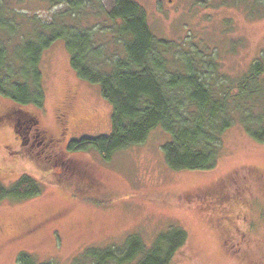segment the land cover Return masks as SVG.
<instances>
[{"label": "rangeland", "instance_id": "obj_1", "mask_svg": "<svg viewBox=\"0 0 264 264\" xmlns=\"http://www.w3.org/2000/svg\"><path fill=\"white\" fill-rule=\"evenodd\" d=\"M101 1L106 10L113 3ZM136 1L144 7L156 37L185 45L197 42L200 50L206 45L231 82L264 49V15L249 17L240 6L227 7L226 0ZM61 8L37 12L47 19ZM40 69L43 105H29L19 112L24 114L23 122L35 117L40 135L54 145H50L52 152L62 153L72 138L110 132L111 105L98 84L80 78L70 67L62 40L43 52ZM72 91L76 94L68 127L60 134V106ZM13 107L0 96V108ZM15 114L0 120V181L10 186L28 174L41 191L32 197L0 200V226L4 227L0 264H20L21 252L38 261L71 264L80 261L79 253L89 246L119 245L134 233L149 245L171 226L182 227L187 239L169 264H264V142L248 135L239 120L222 135L220 154L211 169H171L162 150L170 134L160 126L141 144L121 149L110 159L94 148L70 154L88 164L97 182L99 201H92L62 187L54 180V171L45 173L30 158L28 152L36 153L37 148L20 146L13 124L21 134L25 124H17L20 118ZM215 194H222V200ZM229 220L238 229L237 242L227 241L232 243L230 250L221 236Z\"/></svg>", "mask_w": 264, "mask_h": 264}, {"label": "trees", "instance_id": "obj_2", "mask_svg": "<svg viewBox=\"0 0 264 264\" xmlns=\"http://www.w3.org/2000/svg\"><path fill=\"white\" fill-rule=\"evenodd\" d=\"M58 6L62 8L47 19L37 12ZM226 6H240L249 17L264 15V0H226ZM57 40L64 42L70 67L80 78L98 84L111 105L109 133L72 138L62 153L52 152L54 145L40 135L35 117L31 121L28 117L37 134V150L28 152L30 158L45 173L54 171V180L78 197L99 201L97 182L88 164L70 154L94 148L110 159L115 152L144 142L158 126L170 134L162 150L174 170L213 168L222 135L236 120L254 140L264 142V49L231 82L206 45L200 50L197 42L185 45L156 37L136 0H113L108 10L101 0H0V96L11 101L22 119L23 108L43 105L40 61ZM259 107L263 111H257ZM13 126L24 141L25 134ZM40 191V184L28 174L10 186L0 181V200L32 197ZM215 198L223 197L215 194ZM230 227L225 224L222 238ZM186 239L179 226L157 234L149 245L139 234H129L119 245L89 246L79 253L81 260L71 264H169ZM231 245L227 242L226 249ZM18 262L60 264L38 261L25 252Z\"/></svg>", "mask_w": 264, "mask_h": 264}, {"label": "flooded vegetation", "instance_id": "obj_3", "mask_svg": "<svg viewBox=\"0 0 264 264\" xmlns=\"http://www.w3.org/2000/svg\"><path fill=\"white\" fill-rule=\"evenodd\" d=\"M75 94H76L75 91L69 92L66 95V97L64 98V100L62 101V105L60 106V110H61V112H60V116H61L60 124L62 125V131L60 134H64L66 128L68 127V122H69V117H70V109L72 106V102L75 98ZM15 113H17V112L14 109L0 108V120H2L4 118L13 117ZM18 116L19 117L16 116V118H20V119H17L18 124H19L23 121H22V116L21 117H20V115H18ZM28 123H29V121H27V120L23 122V124H25V128L23 129L24 130L23 134H25V136H24L25 140L21 141L22 137L20 138L19 136H17V139L19 140L18 142H19L20 146L27 144V145H30V148H34V147H36L35 138H37V134L34 133V130H32V128L30 127V123L29 124ZM43 139H45V137H43ZM38 145H39V142H38ZM52 217L54 218L55 216H52ZM230 222H231V227L225 229V232H224V234L226 235V237L224 239L225 249H226V242L228 240H232V238H236L237 234H238V229L232 228V221L231 220H229V222L227 224H230ZM3 229H4V227L0 226V231H2ZM24 231H26V230H24ZM235 242H237V241L235 240Z\"/></svg>", "mask_w": 264, "mask_h": 264}]
</instances>
